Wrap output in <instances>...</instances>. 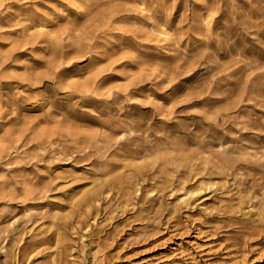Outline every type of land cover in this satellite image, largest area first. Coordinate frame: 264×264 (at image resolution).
<instances>
[{
	"label": "rangeland",
	"instance_id": "374dc122",
	"mask_svg": "<svg viewBox=\"0 0 264 264\" xmlns=\"http://www.w3.org/2000/svg\"><path fill=\"white\" fill-rule=\"evenodd\" d=\"M0 264H264V0H0Z\"/></svg>",
	"mask_w": 264,
	"mask_h": 264
}]
</instances>
